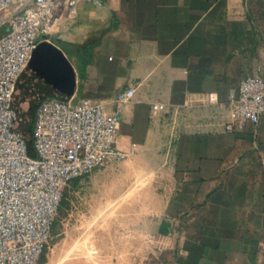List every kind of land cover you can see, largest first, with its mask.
<instances>
[{"label": "crops", "instance_id": "0c3cea01", "mask_svg": "<svg viewBox=\"0 0 264 264\" xmlns=\"http://www.w3.org/2000/svg\"><path fill=\"white\" fill-rule=\"evenodd\" d=\"M100 1L75 13L61 2L12 97L27 117L47 97L110 110L134 89L113 144L127 153L122 177L138 182L93 216L97 251L128 264H264V113L225 129L229 93L264 76V0Z\"/></svg>", "mask_w": 264, "mask_h": 264}, {"label": "built area", "instance_id": "2783aa9c", "mask_svg": "<svg viewBox=\"0 0 264 264\" xmlns=\"http://www.w3.org/2000/svg\"><path fill=\"white\" fill-rule=\"evenodd\" d=\"M79 1L0 0V264H37L51 239L64 187L127 156L113 139L132 88L118 92L110 110L105 102L87 98L41 100L32 124L34 155L16 129V81L33 49L59 23L61 2L75 13ZM208 100H215L213 94ZM227 104V131L257 124L264 113V76L241 79ZM151 108L165 111L166 104L151 102Z\"/></svg>", "mask_w": 264, "mask_h": 264}, {"label": "rangeland", "instance_id": "374dc122", "mask_svg": "<svg viewBox=\"0 0 264 264\" xmlns=\"http://www.w3.org/2000/svg\"><path fill=\"white\" fill-rule=\"evenodd\" d=\"M26 108L20 105V111ZM32 121L31 116L25 118L26 124ZM19 132L33 149L32 128L21 127ZM124 160L111 161L102 166L100 169L106 172L102 177L92 178V174H89L72 180L64 187L51 239L37 264H128L129 256L97 251L100 245L96 241L97 234L103 233L104 229L103 224L92 221L94 215L109 208L111 200L119 198L124 192L125 183H129L128 186L132 185L133 188L138 182L137 176L128 179L122 177L126 171L122 162ZM94 183L99 185L96 186ZM135 193L130 191V195ZM137 211L141 209L135 206L129 209L132 214Z\"/></svg>", "mask_w": 264, "mask_h": 264}, {"label": "trees", "instance_id": "16d2710c", "mask_svg": "<svg viewBox=\"0 0 264 264\" xmlns=\"http://www.w3.org/2000/svg\"><path fill=\"white\" fill-rule=\"evenodd\" d=\"M35 109H36V106L34 107V105H32L31 108H30V111H29V116H27V117H30L31 116L32 120L34 118ZM16 112H17V116H18L17 123H16V129L18 131H20V128L21 127H24L26 129H28V128L31 129L32 128L33 121L32 122H29L28 124H26L27 123V122H25V118L26 117L23 118L22 115H21V113H19L18 111H16ZM27 147H28V153L30 155H34L33 149L30 148L28 142H27Z\"/></svg>", "mask_w": 264, "mask_h": 264}]
</instances>
